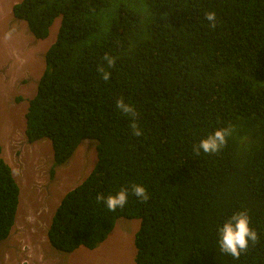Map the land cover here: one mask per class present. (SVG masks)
Returning a JSON list of instances; mask_svg holds the SVG:
<instances>
[{
  "label": "trees",
  "instance_id": "16d2710c",
  "mask_svg": "<svg viewBox=\"0 0 264 264\" xmlns=\"http://www.w3.org/2000/svg\"><path fill=\"white\" fill-rule=\"evenodd\" d=\"M13 15L36 39L61 18L29 101L28 142L51 141V177L84 140L96 144L92 171L54 213L53 248L94 250L118 220L140 219L136 264H264V0H22ZM119 99L138 113L141 136ZM228 126L219 153L194 151ZM1 154L0 146V244L20 196ZM133 184L145 187L147 202L129 191L112 212L96 200ZM242 210L259 239L234 259L220 249L219 228Z\"/></svg>",
  "mask_w": 264,
  "mask_h": 264
},
{
  "label": "rangeland",
  "instance_id": "374dc122",
  "mask_svg": "<svg viewBox=\"0 0 264 264\" xmlns=\"http://www.w3.org/2000/svg\"><path fill=\"white\" fill-rule=\"evenodd\" d=\"M21 1L0 0V142L4 157L19 170V174L16 172L18 183H24L26 173L32 181L39 179L32 184L40 195L27 196L21 186L25 196L22 197L19 220L0 246V264H136L134 239L140 219L118 220L112 233L94 250L80 247L65 253L48 243V218L45 215L57 207L65 193L90 174L97 161L96 144L84 140L75 160L57 167L51 177L53 152L50 140L38 144L27 142L25 115L28 102L36 94L43 65L46 66L45 53L56 41L61 19L55 21L49 36L39 40V44L32 40L27 24L13 15V6ZM13 29L12 38L5 40V33ZM24 42L32 50L23 52ZM25 248L29 254L24 259Z\"/></svg>",
  "mask_w": 264,
  "mask_h": 264
},
{
  "label": "clouds",
  "instance_id": "9594fccd",
  "mask_svg": "<svg viewBox=\"0 0 264 264\" xmlns=\"http://www.w3.org/2000/svg\"><path fill=\"white\" fill-rule=\"evenodd\" d=\"M12 12H13V9H12ZM205 19L210 22L211 27L216 26V12L215 11L206 12L205 13ZM28 31H29V34L31 35L32 40L37 41L39 44H40L39 40H44V39H36L32 35V33L30 32L29 28H28ZM13 32H14V29L6 32L4 35V39L10 40L12 38ZM58 32H59V29H58ZM24 44L25 45L23 48V52L27 51V49L32 50V49H30V47L25 42H24ZM51 46L48 48V50L51 48ZM47 51H46V53H47ZM46 53H45V56H46ZM103 59H104V61H106L107 66L109 68L115 66V63H116L115 57H110L108 55H105ZM45 62H46V59H45ZM46 66H47V68H46ZM46 66L43 65L44 72H43L42 76L44 75L45 71L48 69L47 62H46ZM39 67H41L40 64H38V69H39ZM98 71L102 74V79L104 81L109 80L111 73L109 71H106L103 66H100L98 68ZM42 76L40 77V79L37 82L36 89H38V84H39ZM29 78H31L32 80L34 79L33 76H30ZM36 94H37V90H36ZM36 94H35V96H36ZM28 106H29V102H28ZM116 108L120 112H122L123 114L130 116L132 118L133 123L131 125V128H132L133 134L136 136H141L143 134L142 130L135 123V119L138 115L135 108L133 106H131L130 104L125 103L123 99H119L116 101ZM27 110H28V108H27ZM26 114H27V112H26ZM25 120H26V115H25ZM25 130H26V128H25ZM233 131H234L233 126H228V127H224V128H220V129L215 130L214 133L208 135L206 138L202 139L199 142V144L195 145L194 151H196L197 154H199V152L201 150L207 154L219 153L221 151V149L226 146V144L228 142V137H230L233 134ZM25 135H26V133H25ZM47 140L43 139L40 141H47ZM40 141L35 142V144H38V142H40ZM89 141H93V140H89ZM27 142H28V140H27ZM29 144H33V143H29ZM0 146L2 147L1 142H0ZM51 147H52L51 150L53 152L52 143H51ZM79 148H80V146H79ZM78 149H77V151H78ZM76 152H75L73 158L70 160V162L73 161V159L76 155ZM1 156L5 160V162L10 166V168L12 170L13 177L15 178L16 182L18 183L19 181H18L17 174H19V170L18 169L16 170L13 167V165L9 162L10 160H8L6 157H4L3 148H2ZM53 156H54V152H53ZM53 159H54V157L52 158L51 170L53 167ZM93 163H94V161H93ZM25 171L28 172V169H25ZM16 172H17V174H16ZM50 176H51V172H50ZM37 181H39V179L32 181L29 178V174L26 173L24 176V183L21 185H20V183H18V185L20 187L19 206H18L15 224L13 225L10 234L12 233L13 228L16 226V224L19 220V211L21 209L22 197L25 196L24 190L26 191L25 193L27 194V196H30L32 198H35V196H33V195H35V193H36V195H40L39 191L36 190V192H35L34 186L32 184V183H35ZM21 186L24 188V190ZM28 186H29V188L27 189ZM73 188L74 187H72V189ZM72 189H70V190H72ZM129 191L133 195H135L136 197L140 198V200L142 202H147V200L149 199V194L147 193L145 187H143L141 185L133 184L130 188H121L114 195L110 194L107 197H105L103 194H98L96 196V200H97V202L103 201L109 211L115 212L118 208H123L127 204ZM67 193H65L64 196ZM60 202H59V204H60ZM59 204L57 205V207L59 206ZM57 207H55V209L53 211L49 212V214L45 215L48 218V221L46 223V227H47L46 236H47V240H48L49 244H50V242H49V238H48V231L50 229L51 222H52V219H53V216H54V213H55ZM23 210H24V207H23ZM46 217H44V218L46 219ZM249 221H250V217H249L247 211L242 210V211H239L237 213H234L229 219H227L223 223V225L219 228L220 238L218 241L220 249L222 252L232 256L234 259H239L242 253L247 252L250 242L252 245H255L257 243V241L259 239L258 234H257L255 229L250 227ZM1 244H0V246H1ZM24 250L26 251V255L24 256V259H25L27 257V255L29 254V250L26 248Z\"/></svg>",
  "mask_w": 264,
  "mask_h": 264
},
{
  "label": "bare ground",
  "instance_id": "6f19581e",
  "mask_svg": "<svg viewBox=\"0 0 264 264\" xmlns=\"http://www.w3.org/2000/svg\"><path fill=\"white\" fill-rule=\"evenodd\" d=\"M13 114H14V113H13ZM6 119H7V118H6ZM12 120H13V118H12ZM5 123H6V121H5ZM7 123H8V122H7ZM7 123H6V124H7ZM1 124H2V123H1ZM6 124H5V126H6Z\"/></svg>",
  "mask_w": 264,
  "mask_h": 264
},
{
  "label": "flooded vegetation",
  "instance_id": "af4514ba",
  "mask_svg": "<svg viewBox=\"0 0 264 264\" xmlns=\"http://www.w3.org/2000/svg\"><path fill=\"white\" fill-rule=\"evenodd\" d=\"M61 19V18H60ZM60 26H61V23H60ZM60 26H59V28H60Z\"/></svg>",
  "mask_w": 264,
  "mask_h": 264
}]
</instances>
